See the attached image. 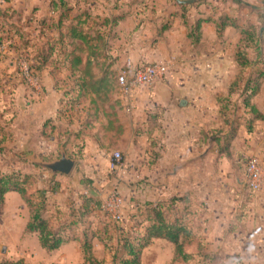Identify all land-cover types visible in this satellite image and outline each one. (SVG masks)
<instances>
[{
  "label": "crops",
  "instance_id": "obj_1",
  "mask_svg": "<svg viewBox=\"0 0 264 264\" xmlns=\"http://www.w3.org/2000/svg\"><path fill=\"white\" fill-rule=\"evenodd\" d=\"M52 1L56 3L54 8ZM240 1L263 7L261 0ZM66 3L64 5L70 7L67 12L60 0H7L0 5V62L18 56L15 47L20 45V33L29 40L26 51L32 53L47 37L56 38L64 32L73 17L83 10L90 14V21L122 15L110 31L107 54L115 57L111 71L117 73L141 60L167 62L169 70L162 82L152 87H139L130 106L113 94L111 115L100 113L91 126L85 127L83 122L90 111L89 99L81 100L70 115L58 113L64 88L69 84V80L63 81L69 75V64H62L55 75L51 73V66H44L37 72L41 91L36 93L39 96L34 98L29 91L15 89L13 110L18 111L20 117L25 108V152L30 150L35 136L42 139L46 122L44 132L52 134L49 136L51 141L56 139L55 131L68 127L70 133L66 134L84 138L87 150L101 152L113 148L131 153L124 163L126 169L138 162L137 156L140 150L146 149L148 135L152 138L150 152L153 151L154 156L149 171L150 201L172 205L177 215L188 216L198 225L200 213L194 206L200 197L199 169L205 165L206 153L212 144L210 137L209 145H206V135L222 130L220 139H225L226 144L236 136L230 121L225 122L221 99L217 96L228 90L237 74L233 53L239 33L226 26L218 35L216 23L220 15L231 16L240 23V17L249 14L248 9L235 0H193L189 4L177 0H66ZM4 12L12 16H1ZM61 13L65 16L57 30L55 25ZM197 19L206 21L201 24L198 42L193 43L187 34ZM96 28L106 34L109 30L108 26ZM6 34L11 37L9 40ZM12 42L15 47L10 45ZM86 54H82L83 61ZM12 65L13 60L0 67V74ZM101 65H95L93 69L98 72ZM1 80L0 86L2 82L9 85L14 82L12 75ZM0 111L5 116V111ZM0 136L1 146L4 134L0 133ZM220 139L217 145L223 154ZM60 147L66 148L61 144ZM52 217L57 219V216Z\"/></svg>",
  "mask_w": 264,
  "mask_h": 264
},
{
  "label": "rangeland",
  "instance_id": "obj_2",
  "mask_svg": "<svg viewBox=\"0 0 264 264\" xmlns=\"http://www.w3.org/2000/svg\"><path fill=\"white\" fill-rule=\"evenodd\" d=\"M240 18V24L244 26L250 22L256 27L264 24V13L249 12ZM249 49L255 64L251 68L238 69V83L231 94L223 90L217 96L218 100L221 99V113L232 124L236 136L226 144L225 139H220L222 130L206 135V145H209L210 137L212 144L206 153L205 165L199 169L200 197L194 206L200 213L198 225L194 224L198 245H188L191 259L180 264H264V79L259 81L258 92L251 98L257 109L256 115L243 106L241 96L246 78H254L264 69V36L258 44H250ZM258 51L261 54L256 59ZM12 60V67L0 74V79L12 75L14 81L10 85L2 82L0 86V109L6 113L0 122V133L4 134L0 146V171L32 173L37 176L38 186L44 189L53 186L49 180L54 176L53 181L58 186L54 193L48 194V209L57 219L75 220L85 199L90 198L92 210L84 217V226L90 223L87 239L92 255L99 264H121L128 257L119 239L121 224L126 220L133 222L130 215L135 213L136 207L150 201L149 171L154 158L153 151L150 152L152 138L147 135L146 149L139 151L138 162L121 173L110 171L111 154L119 151L122 162L127 163L131 153L113 148L101 152L87 150L84 138L81 140L66 134L70 133L68 127L55 131L57 142L49 137L35 136L30 150L25 152V108L18 117L19 112L13 110L12 103L18 88L29 91L34 98L39 96L36 92L41 89L39 80L26 72L27 62L22 57L6 58L0 62V67ZM59 139H66L65 149L60 147ZM219 139L223 143V154L217 145ZM61 150L70 158L80 160L69 175L51 174L32 161L33 158L45 162L56 160ZM250 157H256L261 166L256 190L246 183V164ZM116 197L122 199L118 212L120 220L111 216L117 209ZM27 219L28 209L20 196L16 192L6 193L0 202V264L17 260L29 264H75L81 261V235L79 241L48 253L40 247L36 234L25 233ZM80 225L78 231L82 230L81 219ZM173 249L167 240L153 239L141 250L140 264H173Z\"/></svg>",
  "mask_w": 264,
  "mask_h": 264
},
{
  "label": "trees",
  "instance_id": "obj_3",
  "mask_svg": "<svg viewBox=\"0 0 264 264\" xmlns=\"http://www.w3.org/2000/svg\"><path fill=\"white\" fill-rule=\"evenodd\" d=\"M235 2L246 7L251 13H264V0H261L262 8L243 3L240 0H235ZM60 3H62L61 6L66 7L64 5L66 0H60ZM55 5L56 3L52 1L51 6L54 8ZM68 10H70V7H66L64 12ZM1 16L11 17L12 15L4 12ZM64 16L65 14L61 13L56 25L54 24L57 30L61 27ZM89 17L90 14L82 10L81 13L73 17V20L68 24L64 32H60L56 38L47 37V40L41 45L36 46L32 53L26 51L29 40L21 33L18 35L20 37L19 47H15L16 44H13V42L10 43L11 46L13 45L15 48H18V57L26 60L28 72L34 78H37V72L44 66H51V73L55 75L62 64H69V75L63 80H69V84L64 88V98L61 101L58 113L61 116H66V114L70 115L74 107L81 104V100L89 99L90 111L88 110L85 116L86 119L83 122L85 127L91 126L92 122L96 120L100 113H104L105 116H110L112 113V95L116 94L119 96V89L116 83L117 73L110 69L115 57L108 55L107 51L111 35L110 31L122 15H112L105 17L101 21L93 19L90 21ZM260 17L262 18L263 16L260 15ZM204 21L206 20L197 19L188 32L187 35L191 37L193 43L198 42L200 38V27ZM97 26H108V33L101 32L96 28ZM226 26L233 27L239 33V39L233 53V60L237 66L238 74V69L251 68L255 64V61L252 60L253 58L249 54V48L250 44H258L263 38L264 24L261 23L256 27L250 22L249 25L244 26L236 18L228 15H220L216 23L218 35H221V32ZM14 31L17 32V29ZM6 38L9 40L11 37L6 34ZM243 42L246 43L241 46L240 43ZM85 52L87 54L83 61L82 54ZM260 54L261 52L258 51L256 59H258ZM100 59H103V61L101 62ZM98 64L102 65L97 72L93 68ZM237 74L227 90L228 94L233 92V87L238 83ZM262 79H264V69L254 78L247 77L241 89L243 106L255 115L257 114V109L251 103V98L258 92L259 81ZM223 115L225 116L224 113ZM2 116L3 114L0 111V121ZM225 122L228 123L226 118ZM45 126L46 122L43 125L42 136L49 137L52 134L44 132ZM232 131L234 132V129ZM65 140H58L59 145L61 144L64 148L66 147ZM53 178L54 176L49 180V182L53 183V186L44 189L38 186L37 176L32 173L0 171V202L8 192H16L20 196L28 209V219L25 222L24 231L25 233H36L40 247L46 252L50 253L58 250L66 243L79 241L82 239L79 237L81 235L83 237V240H81L82 258L80 262L75 264H99L92 255L91 244L89 239H87L90 223L88 222L87 226H84V217L90 214V210H92V207L89 205L91 199H85L81 213L79 216H75V220L63 221L54 219L48 209V194L54 193L58 186V183L56 181L54 182ZM80 219L83 221V225L82 230L78 231V228L81 227ZM130 219L133 222L126 220L125 223L121 224L120 229L119 236L121 238L119 239H121V246L128 256L121 261V264H140L139 255L141 250L153 239H165L173 245L174 249L171 260L173 264L185 263L191 259V253L187 247L192 243L198 245L196 240L198 236H196L192 218L186 217L185 215H177L172 205L163 206L161 202L154 203L148 201L139 204L136 207L135 213L130 215ZM1 264L29 263L17 260L14 262L3 261Z\"/></svg>",
  "mask_w": 264,
  "mask_h": 264
},
{
  "label": "built area",
  "instance_id": "obj_4",
  "mask_svg": "<svg viewBox=\"0 0 264 264\" xmlns=\"http://www.w3.org/2000/svg\"><path fill=\"white\" fill-rule=\"evenodd\" d=\"M7 0H0V5ZM169 70L167 62H148L141 60L131 68H123L116 74V83L119 89V96L130 106L136 90L141 86L152 87L156 83L162 82ZM26 72L28 68L26 67ZM30 75V74H29ZM31 76V75H30ZM32 77V76H31ZM36 79V78H35ZM110 171L121 173L125 171V165L122 162V155L119 151H113L111 162H109ZM261 166L256 157H250L246 164V183L253 190L259 188ZM116 212L111 215L112 218L120 220L118 214L122 206V199L115 198Z\"/></svg>",
  "mask_w": 264,
  "mask_h": 264
},
{
  "label": "water",
  "instance_id": "obj_5",
  "mask_svg": "<svg viewBox=\"0 0 264 264\" xmlns=\"http://www.w3.org/2000/svg\"><path fill=\"white\" fill-rule=\"evenodd\" d=\"M179 3L189 4L192 3L193 0H177ZM38 166L45 168L50 171L51 174H61V175H69L73 170L76 160L70 158L64 150H61L60 156L58 159L45 162V161H33Z\"/></svg>",
  "mask_w": 264,
  "mask_h": 264
}]
</instances>
